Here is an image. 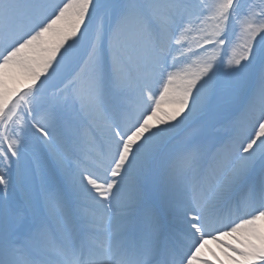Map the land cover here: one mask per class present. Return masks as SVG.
<instances>
[{
	"label": "snow or ice",
	"instance_id": "obj_1",
	"mask_svg": "<svg viewBox=\"0 0 264 264\" xmlns=\"http://www.w3.org/2000/svg\"><path fill=\"white\" fill-rule=\"evenodd\" d=\"M0 264H264V0H0Z\"/></svg>",
	"mask_w": 264,
	"mask_h": 264
},
{
	"label": "bare ground",
	"instance_id": "obj_2",
	"mask_svg": "<svg viewBox=\"0 0 264 264\" xmlns=\"http://www.w3.org/2000/svg\"><path fill=\"white\" fill-rule=\"evenodd\" d=\"M209 246H210V247H213V248L215 247V245H209Z\"/></svg>",
	"mask_w": 264,
	"mask_h": 264
}]
</instances>
